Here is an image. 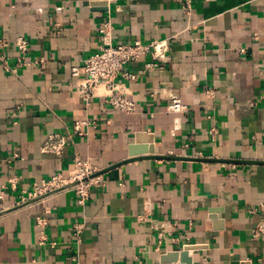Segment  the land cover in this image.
Here are the masks:
<instances>
[{
    "label": "crops",
    "instance_id": "0c3cea01",
    "mask_svg": "<svg viewBox=\"0 0 264 264\" xmlns=\"http://www.w3.org/2000/svg\"><path fill=\"white\" fill-rule=\"evenodd\" d=\"M182 3L0 0V35L29 41L26 65L2 50L16 73L0 70V264H159L186 244L191 264H264L252 234L264 220V0H193L189 14ZM103 19L115 44L170 41L164 65L126 66L132 113L99 97L85 110L74 88L70 68L98 50ZM172 97L187 111L170 112ZM52 132L71 136L61 154L40 151ZM75 156L101 178L84 205L70 189L19 202Z\"/></svg>",
    "mask_w": 264,
    "mask_h": 264
},
{
    "label": "built area",
    "instance_id": "2783aa9c",
    "mask_svg": "<svg viewBox=\"0 0 264 264\" xmlns=\"http://www.w3.org/2000/svg\"><path fill=\"white\" fill-rule=\"evenodd\" d=\"M192 1L183 0L182 10L185 14H189ZM112 28L108 19H103L98 23L97 32L100 37L98 50L88 55L80 66H72L70 73L74 79L75 91L84 103L85 110L91 107L93 98L99 97L114 111L132 113L135 111V103L129 96L125 81L136 79L138 73L129 71L126 66L145 56L149 57V60L144 63L145 70H152L164 65L168 60L170 41L168 38L153 39L147 42L134 39L131 42L115 44L112 41ZM9 45L16 51L14 56L17 66H22L28 64L25 58L29 41L26 37L18 35L12 42H9L0 35V70H10L12 73H16V68L9 66L7 55L2 52ZM205 92L209 95L213 93L210 88H207ZM167 108L170 112L176 113L187 111V106L177 97L171 98ZM88 124L87 118L75 121L73 132L84 135V128ZM70 143L71 136L69 134L52 132L45 137L40 151L61 154ZM100 181V175L96 174V169L89 160L75 156L66 174L58 172L49 178H41L34 182L31 190L26 195L21 196L19 202L36 199L45 193L70 189L76 194L77 203L84 205L89 198L90 188L98 185ZM5 188L6 185L0 183V199L4 197ZM45 222L41 219L38 224H45ZM81 228V224L76 225L73 233L78 236ZM252 234L255 237L264 234V220L253 230ZM46 242V237L41 232L39 243L44 244ZM49 244L53 245V242H49Z\"/></svg>",
    "mask_w": 264,
    "mask_h": 264
},
{
    "label": "water",
    "instance_id": "95a60500",
    "mask_svg": "<svg viewBox=\"0 0 264 264\" xmlns=\"http://www.w3.org/2000/svg\"><path fill=\"white\" fill-rule=\"evenodd\" d=\"M149 152H153V148L151 146L149 147ZM134 153L135 152L132 151L130 152L131 155ZM193 248H197V246L193 244H186L181 249L162 252L158 254L159 264H169L170 262H176V264H191V257L188 254V250ZM146 264H152V258L146 256Z\"/></svg>",
    "mask_w": 264,
    "mask_h": 264
}]
</instances>
